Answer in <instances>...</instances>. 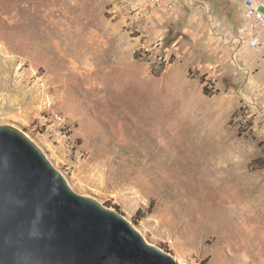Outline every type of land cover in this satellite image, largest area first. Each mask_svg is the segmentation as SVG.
<instances>
[{"label":"rangeland","instance_id":"374dc122","mask_svg":"<svg viewBox=\"0 0 264 264\" xmlns=\"http://www.w3.org/2000/svg\"><path fill=\"white\" fill-rule=\"evenodd\" d=\"M241 1L176 0V14L137 16L129 0H0V125L25 131L76 192L180 264H264V166L252 165L264 159V58L238 40ZM153 155L206 159L184 172L189 188L214 163L242 178L231 245L222 231L169 227L170 189L131 180Z\"/></svg>","mask_w":264,"mask_h":264},{"label":"water","instance_id":"95a60500","mask_svg":"<svg viewBox=\"0 0 264 264\" xmlns=\"http://www.w3.org/2000/svg\"><path fill=\"white\" fill-rule=\"evenodd\" d=\"M0 264H180L119 211L76 192L42 148L0 125Z\"/></svg>","mask_w":264,"mask_h":264},{"label":"bare ground","instance_id":"6f19581e","mask_svg":"<svg viewBox=\"0 0 264 264\" xmlns=\"http://www.w3.org/2000/svg\"><path fill=\"white\" fill-rule=\"evenodd\" d=\"M32 37V32L29 31L27 36L29 42L27 43L35 48H39ZM49 51L50 50H48V52ZM146 113L150 114L149 107L146 108ZM150 158L151 159L147 161H142L141 165L133 167L134 169L136 168V172L134 176L131 177V180L140 185H148L146 187L150 186L151 189L159 193L165 191L167 188L170 189L169 193L171 196H168L170 200L168 199V205L164 213V216L169 213L173 214V219L168 223L169 227L173 230V228L181 222L185 224L184 228L187 230L192 228V230L195 229L199 232L205 230H212L215 232L222 231L228 245H231L232 237L231 234H229L230 231L228 228L237 219L236 206L234 205L235 200L233 198L234 192H232V190H234V185L241 183L242 178L239 175L220 172L223 166L215 167L214 163L212 166L213 168L210 170L202 171L201 169L197 171V175L196 173L194 175L196 183L193 188H189L185 183H182V180H184L186 176L184 172L187 168L190 169L191 167L198 169L200 163H202V167H204L207 162L206 159L202 158L201 161L195 159L191 164L192 166L189 167L182 166L172 159L164 161L163 158L159 159L155 155ZM168 176H177L178 182H169L167 180ZM205 178L209 180H205ZM175 187L181 188V190L177 191ZM171 198L179 202L177 207H174L172 204L173 202H170ZM249 258H240V261H242L243 264H250L249 260H247ZM251 260L254 262L255 259L252 258Z\"/></svg>","mask_w":264,"mask_h":264},{"label":"built area","instance_id":"2783aa9c","mask_svg":"<svg viewBox=\"0 0 264 264\" xmlns=\"http://www.w3.org/2000/svg\"><path fill=\"white\" fill-rule=\"evenodd\" d=\"M129 1L127 8L129 9L131 6L137 16L142 15L146 8H151L155 12L165 9L175 14L180 11L176 0H145V8L135 6L136 0ZM239 4L243 22L238 40H242L250 49L257 51L264 58V0H243ZM51 106L52 101H49L47 104L50 109L48 116L53 117L59 123H64L66 118L63 114L54 111Z\"/></svg>","mask_w":264,"mask_h":264},{"label":"trees","instance_id":"16d2710c","mask_svg":"<svg viewBox=\"0 0 264 264\" xmlns=\"http://www.w3.org/2000/svg\"><path fill=\"white\" fill-rule=\"evenodd\" d=\"M259 164L260 166H264V159H256L252 162V165Z\"/></svg>","mask_w":264,"mask_h":264}]
</instances>
